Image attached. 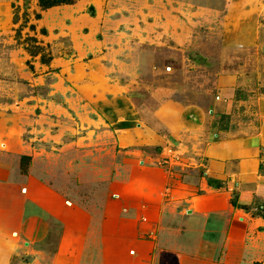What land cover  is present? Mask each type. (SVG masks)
<instances>
[{
  "label": "rangeland",
  "instance_id": "rangeland-1",
  "mask_svg": "<svg viewBox=\"0 0 264 264\" xmlns=\"http://www.w3.org/2000/svg\"><path fill=\"white\" fill-rule=\"evenodd\" d=\"M223 86L264 90V0H0V150L67 200L109 177L115 134L135 117L207 108Z\"/></svg>",
  "mask_w": 264,
  "mask_h": 264
},
{
  "label": "crops",
  "instance_id": "crops-1",
  "mask_svg": "<svg viewBox=\"0 0 264 264\" xmlns=\"http://www.w3.org/2000/svg\"><path fill=\"white\" fill-rule=\"evenodd\" d=\"M238 88L135 117L82 201L0 150V264H264V90Z\"/></svg>",
  "mask_w": 264,
  "mask_h": 264
},
{
  "label": "trees",
  "instance_id": "trees-1",
  "mask_svg": "<svg viewBox=\"0 0 264 264\" xmlns=\"http://www.w3.org/2000/svg\"><path fill=\"white\" fill-rule=\"evenodd\" d=\"M39 2L42 6H50L52 4L65 3L68 0H39Z\"/></svg>",
  "mask_w": 264,
  "mask_h": 264
},
{
  "label": "built area",
  "instance_id": "built-area-1",
  "mask_svg": "<svg viewBox=\"0 0 264 264\" xmlns=\"http://www.w3.org/2000/svg\"><path fill=\"white\" fill-rule=\"evenodd\" d=\"M216 98H217V97H216ZM168 152H169V153H173V154H175V156H173V157L171 156V157H170V158H171L170 160L175 161V160L178 159L179 155H178L177 152H174V151H172V150H170V149L168 150ZM168 156H170V155H168Z\"/></svg>",
  "mask_w": 264,
  "mask_h": 264
}]
</instances>
